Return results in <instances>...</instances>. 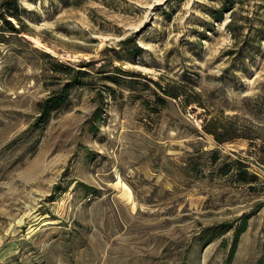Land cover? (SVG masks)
<instances>
[{"label": "rangeland", "instance_id": "374dc122", "mask_svg": "<svg viewBox=\"0 0 264 264\" xmlns=\"http://www.w3.org/2000/svg\"><path fill=\"white\" fill-rule=\"evenodd\" d=\"M17 4L0 264H264V0Z\"/></svg>", "mask_w": 264, "mask_h": 264}, {"label": "trees", "instance_id": "16d2710c", "mask_svg": "<svg viewBox=\"0 0 264 264\" xmlns=\"http://www.w3.org/2000/svg\"><path fill=\"white\" fill-rule=\"evenodd\" d=\"M0 7H1L0 8V16H1V18H3L5 20V23L8 25L7 29L10 32L15 33L18 30L8 20V18H11L14 20L20 19V15L18 14L17 0H5V2H3ZM162 92L165 93V95H167L169 97H172V98L177 97L175 94H172L171 92H169L168 90H166L164 88H163ZM54 105L55 104H50L49 107L43 108L42 111H43V114L45 117V120L43 121V123H45L47 121V119L49 118L48 116L51 113V111L56 109V107ZM223 127H225V126H223ZM204 130L207 134H211L213 136L214 140L220 144H223L226 140L238 138V137H231L229 139H222L220 137V133H218L217 131L212 130V129H207L206 127L204 128ZM211 156L213 158V162H216L219 159V156H217L216 153H212ZM239 165H241V166H239V167L237 166L235 168L233 164L224 163V165L222 167H220L218 171L220 172L221 175L225 176L226 174L230 173L232 171V169L234 168L237 171L236 175H237L238 181L240 180L242 183L250 185L252 182H254L256 177L250 175L248 170L245 169L244 165H242L240 163H239Z\"/></svg>", "mask_w": 264, "mask_h": 264}]
</instances>
